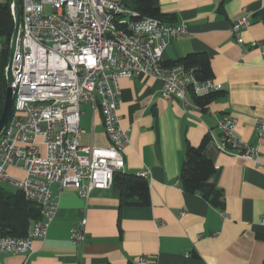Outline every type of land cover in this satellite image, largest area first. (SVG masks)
<instances>
[{
	"label": "crops",
	"instance_id": "crops-1",
	"mask_svg": "<svg viewBox=\"0 0 264 264\" xmlns=\"http://www.w3.org/2000/svg\"><path fill=\"white\" fill-rule=\"evenodd\" d=\"M121 1L134 10L136 0ZM157 1L165 23L187 27L170 40L164 62L206 53L222 90L201 108L191 95L189 105L164 98L161 79L121 78L118 111L129 133L123 172L148 180L150 205H125L114 185L82 197L74 186L54 183L58 212L47 237L36 239L28 253H0V264H264V138L256 132L257 119L264 117V55L258 48L244 51L232 32L245 11L252 20L242 32L245 43H264V0ZM81 109V143L107 147L101 111L90 103ZM226 114L237 118L235 134L257 147V163L210 141V132L220 139L218 122ZM207 136L205 152L218 169L213 181L222 206L180 183L188 146ZM8 171L26 176L17 167ZM81 223L86 239L75 244L70 230Z\"/></svg>",
	"mask_w": 264,
	"mask_h": 264
},
{
	"label": "built area",
	"instance_id": "built-area-1",
	"mask_svg": "<svg viewBox=\"0 0 264 264\" xmlns=\"http://www.w3.org/2000/svg\"><path fill=\"white\" fill-rule=\"evenodd\" d=\"M21 9L12 61L15 108L0 134V188L11 184L39 207L40 217L25 236L0 235V253L10 254L28 253L36 239L47 237L58 212L52 184L72 185L86 197L93 188L111 187L115 174L124 171L129 133L118 111L121 78L161 79L162 96L178 97L187 105L189 95L222 90L221 82L198 79L194 67L164 64L170 40L187 33L185 23L141 17L121 0H21ZM251 24L244 11L232 26L234 37L244 51L258 48L264 55V43L244 41L242 32ZM84 103L101 111L107 147L81 143ZM236 125V117L223 115L218 122L221 137L210 132V141L220 151L257 163V147L235 134ZM256 132L264 138V117L257 119ZM9 167L24 170L26 176L11 175ZM70 236L75 244L82 243L84 224L71 228Z\"/></svg>",
	"mask_w": 264,
	"mask_h": 264
},
{
	"label": "trees",
	"instance_id": "trees-1",
	"mask_svg": "<svg viewBox=\"0 0 264 264\" xmlns=\"http://www.w3.org/2000/svg\"><path fill=\"white\" fill-rule=\"evenodd\" d=\"M12 1H0V116L8 87L6 69L15 29ZM132 8L139 12L141 17H154L165 21L166 14L162 12L157 0H136ZM178 63L194 67L197 78L202 81L213 77L211 61L206 53L194 52L178 61L164 62L168 66ZM219 93L220 91L205 96L192 95V98L201 108H205ZM14 108L13 105V111ZM208 142L207 136L199 146H188L180 173V183L186 192L200 193L214 205L222 206L221 190L213 181L218 175V169L213 158L205 152ZM113 185L121 191L125 205H150V185L146 178L138 174L119 172L114 176ZM39 217V207L25 200L20 191L0 188V235L25 236L33 221Z\"/></svg>",
	"mask_w": 264,
	"mask_h": 264
},
{
	"label": "water",
	"instance_id": "water-1",
	"mask_svg": "<svg viewBox=\"0 0 264 264\" xmlns=\"http://www.w3.org/2000/svg\"><path fill=\"white\" fill-rule=\"evenodd\" d=\"M12 5H13L12 11L15 19V29L11 40L9 64L6 69V79H7L8 87H7L3 110L0 116V134L4 131V129L6 128L9 122V119L13 112V105H14V95H13V89L11 87V83L13 81L12 61L17 47L20 24H21V14H22L21 0H13Z\"/></svg>",
	"mask_w": 264,
	"mask_h": 264
},
{
	"label": "rangeland",
	"instance_id": "rangeland-1",
	"mask_svg": "<svg viewBox=\"0 0 264 264\" xmlns=\"http://www.w3.org/2000/svg\"><path fill=\"white\" fill-rule=\"evenodd\" d=\"M0 1H2V0H0ZM51 11H52L51 7L49 5H46V12L50 13ZM3 188L7 191H14L15 190V188L9 183H4Z\"/></svg>",
	"mask_w": 264,
	"mask_h": 264
}]
</instances>
